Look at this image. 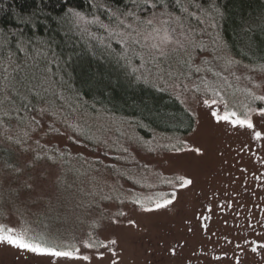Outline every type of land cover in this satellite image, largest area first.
<instances>
[{
  "label": "rangeland",
  "instance_id": "374dc122",
  "mask_svg": "<svg viewBox=\"0 0 264 264\" xmlns=\"http://www.w3.org/2000/svg\"><path fill=\"white\" fill-rule=\"evenodd\" d=\"M202 39L206 45L205 58L211 60L213 55H226L239 61L231 70L241 79L237 82L229 75V80L233 83V88L228 89L229 93L264 81L261 65L235 57L208 33H204ZM214 48L218 49L215 53L212 51ZM196 55L199 62V54ZM224 74L228 75V72ZM209 79H213L211 74ZM173 90L197 113L199 125L195 123V127H200L198 132L191 131L184 136L155 135L145 138L138 134L127 119L103 113L93 114L89 110L74 112L76 109L69 110L56 105V115H52L51 111L43 115L39 110L33 112L32 117L40 122V126L32 125L36 131L22 127L16 120L6 124L5 127L9 130L7 134L12 135L13 140H6L0 129V142L14 145L19 152V161L16 166L7 169L0 164V212L4 213L0 217V223L13 227L27 223L37 231L60 233L65 241L77 244L86 240L90 232L93 236L99 235L101 239L115 232L120 245V264H179L167 252L168 243L177 241L184 244L183 249H178L183 256L202 248L208 257L199 262L193 258L192 264H234L233 245L226 244L224 237L240 243V237L253 235L248 228L249 224L264 219V164L257 162L248 149L243 152L240 149L247 144L259 157H264V150L258 149L251 142L247 132L223 128L216 130L215 139L211 142L212 152L196 173V188L185 194L182 201L181 207L186 209L189 218L193 209L203 211L202 206L211 203L212 219L208 221L207 233H202L198 227L199 221L193 220V233L189 234L184 226V214L177 215L175 209L172 212L161 210L156 214H146L127 202L130 193L144 191L140 184L135 183L136 180L143 184L146 182L144 178L152 180L153 173L169 174L168 158L179 154L170 152L164 145L189 137V143H209L204 135V129L210 124L207 110L196 103L193 93L183 92L182 89ZM235 99L240 102L244 100V96L236 91ZM44 107H47V102L41 108ZM22 128L29 132L30 138H25L17 145L14 140L17 135H22ZM36 141L45 146L44 151L48 155L56 156L55 162L46 160L36 168L31 166L30 158L34 153L40 152ZM124 148L128 152H124ZM40 154L43 155V152ZM241 169L247 171L243 172ZM253 174L260 176V179H256ZM82 176L84 184L81 185L84 187L79 186L80 181H76ZM27 185H31V188ZM196 192L203 195L196 198ZM213 193L217 195L213 196ZM105 195H111L114 199L103 200ZM116 197L126 203L119 205ZM221 201L230 202L232 206L225 207L221 212L217 207V202ZM117 211H124L137 218L140 228L116 230L102 227L92 230L91 226L96 222L107 225L108 221L103 218L109 213L114 215ZM257 230L264 231L259 227ZM81 251L91 254L90 250L81 248ZM223 251H228V257L221 261L211 259L222 255ZM236 255L240 253L237 252ZM108 259L106 257L100 261L94 257L91 264H108ZM0 264L65 262L62 258L38 256L8 245H0ZM241 264H259V260L255 254L247 252L245 256H241Z\"/></svg>",
  "mask_w": 264,
  "mask_h": 264
},
{
  "label": "snow or ice",
  "instance_id": "6c2138e0",
  "mask_svg": "<svg viewBox=\"0 0 264 264\" xmlns=\"http://www.w3.org/2000/svg\"><path fill=\"white\" fill-rule=\"evenodd\" d=\"M91 7L96 11L85 13L69 8L64 16L59 18V22L68 25V32H75L85 39L90 48L99 46L115 54L117 61L128 67L137 80L151 82L154 86L161 82L171 89L193 93V99L207 110L210 118L209 126L204 129V135L209 143L207 145L189 143V137L171 145H164L170 152L179 154L168 158L169 174L153 173L152 180L144 178L146 182L143 184L136 180L135 183L140 184L144 191L130 193L127 202L146 214H156L161 210L172 212L175 209L177 215L184 214V226L189 234L193 233V220L199 221L198 227L202 233H207L208 221L212 219L211 203L204 204L203 211L193 209L189 218L186 209L181 207L182 201L185 194L193 192L196 188V173L212 152L211 142L215 139L217 129L243 130L258 149L264 150V81L229 93L228 89L233 88L229 75L237 82L241 79L231 70L239 61L226 55H213L211 60L205 58L206 45L202 37L207 26L211 24L209 19L211 13L197 0H95ZM213 9L219 13V9L214 5ZM11 35L12 39H9V34L0 31V129L3 130L6 140H13V136L7 134L9 130L5 127L13 114L24 128L36 131L32 125L40 126V122L35 117L29 119L21 113H29L34 106L33 102H44L46 96L66 100L60 90L66 83L61 75L63 61L52 45L43 40L34 42L31 37L19 39L15 34ZM113 43L116 44V48H113ZM212 51L215 53L218 49L214 48ZM260 67L261 71H264V65ZM225 72H228V75H225ZM209 74L213 79H209ZM236 91L243 94V101H236ZM177 99L180 97L177 96ZM180 103L184 104V100H180ZM49 111L56 115L54 100H48L47 107L39 109L41 115ZM187 111L191 119L199 125L197 113ZM24 128L21 129L22 135H17L14 140L17 145L25 138H30L29 132ZM199 130L200 127L192 128L193 132ZM36 143L43 155L40 152L34 153L30 158L31 166L36 168L46 160L55 162L56 156L48 155L44 151L45 146L40 145L39 141ZM246 149L257 162L264 164V157L257 156L247 144L240 151ZM123 151L128 152V149L124 148ZM111 167L115 168V165ZM241 171L246 172L247 169ZM255 178L260 179V176ZM27 187L31 188V185ZM202 195L200 192L195 193L196 198ZM215 195L217 193H213V196ZM102 199L112 201L114 198L105 195ZM115 199L119 205L126 203L119 197ZM231 206L230 202H217L221 212L225 207ZM3 216L4 213L0 212V217ZM103 219H106L108 224L96 222L91 226L93 231L102 227L116 230L140 228L137 218L129 216L124 211H117L114 215L109 213ZM224 223L227 224V221ZM258 227L264 229V219L249 224L248 228L253 235L240 237V243L224 237L226 244L233 245L234 264H241V256H245L247 252L255 254L259 264H264V231H258ZM0 245H8L38 256L62 258L65 264L70 262L91 264L94 257L100 261L108 257V264H120L118 252L120 245L115 232L103 239L99 235L93 236L90 232L86 240H81L77 244L66 243L46 232L37 231L27 223L19 227L0 223ZM81 248L90 250L91 254L82 252ZM183 248V243L169 242L167 252L179 264H192L193 258L197 262L202 258H208L202 248L183 256L178 252V249ZM237 252L240 255H236ZM226 257L228 251H223L222 255L213 256L211 259L221 261Z\"/></svg>",
  "mask_w": 264,
  "mask_h": 264
},
{
  "label": "trees",
  "instance_id": "16d2710c",
  "mask_svg": "<svg viewBox=\"0 0 264 264\" xmlns=\"http://www.w3.org/2000/svg\"><path fill=\"white\" fill-rule=\"evenodd\" d=\"M94 2L95 0H0V31L9 34V39H12L11 34H15L19 39L31 37L37 43L39 40L46 41L63 61L61 75L66 83L58 87L66 100L46 96L44 102L34 101L31 111L21 115L30 119L33 112L39 110L44 103L54 100L56 107L76 109L74 112L89 110L93 114L103 113L127 119L138 134L145 138L155 135L184 136L190 133L195 127V122L187 111L191 109L185 102L180 103L184 99L177 91L161 82L154 86L151 82L137 80L128 67L117 61L115 54L99 46L90 48L85 39L75 32H68V25L59 22V18L69 8L85 13L96 11L91 7ZM197 2L202 3L211 13V24L207 26L205 33L240 60L264 65V0ZM213 5L219 9V13L213 9ZM116 47L113 43V48ZM14 120L15 114L7 124ZM18 161L19 152L16 147L0 142V164L7 169L16 166ZM83 180V176L76 180L80 181L79 186L84 187L81 185L84 184ZM79 216L78 214V218ZM47 234L70 243L61 238L60 233L50 231ZM65 234L68 235V232Z\"/></svg>",
  "mask_w": 264,
  "mask_h": 264
}]
</instances>
